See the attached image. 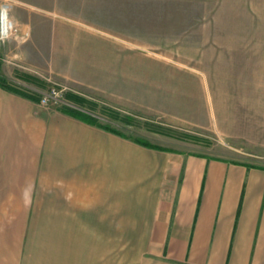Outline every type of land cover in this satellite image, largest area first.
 <instances>
[{
  "label": "crops",
  "instance_id": "1",
  "mask_svg": "<svg viewBox=\"0 0 264 264\" xmlns=\"http://www.w3.org/2000/svg\"><path fill=\"white\" fill-rule=\"evenodd\" d=\"M84 22L42 26L50 71L122 109L193 105ZM0 264H264V165L149 148L0 84Z\"/></svg>",
  "mask_w": 264,
  "mask_h": 264
},
{
  "label": "rangeland",
  "instance_id": "2",
  "mask_svg": "<svg viewBox=\"0 0 264 264\" xmlns=\"http://www.w3.org/2000/svg\"><path fill=\"white\" fill-rule=\"evenodd\" d=\"M4 1L11 4L16 26L34 20L29 43L40 49H27L18 27L2 39L0 80L16 93L61 108V102L39 99L64 88L63 99L96 125L143 146L264 165V0H0V5ZM80 21L110 34L132 64L163 65L155 73L178 79L188 93L180 99L193 105L122 109L50 71L43 63L48 56L42 52V26Z\"/></svg>",
  "mask_w": 264,
  "mask_h": 264
},
{
  "label": "built area",
  "instance_id": "3",
  "mask_svg": "<svg viewBox=\"0 0 264 264\" xmlns=\"http://www.w3.org/2000/svg\"><path fill=\"white\" fill-rule=\"evenodd\" d=\"M11 4L8 1H4L0 5V45L4 36H7L11 30H17L16 23L10 19L9 17V10ZM16 27V28H15ZM64 88L60 90H51L48 93H43L39 99L41 104H48L50 100H53L55 103L61 102L66 106H71L65 99H63V91Z\"/></svg>",
  "mask_w": 264,
  "mask_h": 264
},
{
  "label": "trees",
  "instance_id": "4",
  "mask_svg": "<svg viewBox=\"0 0 264 264\" xmlns=\"http://www.w3.org/2000/svg\"><path fill=\"white\" fill-rule=\"evenodd\" d=\"M0 84H1L2 86H4L5 88L9 89V90H12V91L17 92V90H15L14 88H12V87L9 86L8 84L2 82L1 80H0ZM19 93L22 94L21 92H19ZM22 95L26 96V94H22ZM28 97H29V96H28ZM68 98H69V97H68ZM57 109L61 110V111L64 112V113H67V114H69V115H71V116H74V117H76V118L83 119V120H86V121H89V122H92V123L95 122V119H94L93 117H91V116L85 114L84 112H82L80 108H76V107H74V106L71 107V106L63 105V107H61V108H57ZM95 124H97V123L95 122ZM98 126H100L101 128H103V129H105V130H108V131H110V132H113V133H116V134H118V135H121L120 132H118V131H116V130H114V129H112V128H109L108 126H102V125H98ZM136 142H137V141H136ZM138 143H139V142H138Z\"/></svg>",
  "mask_w": 264,
  "mask_h": 264
}]
</instances>
